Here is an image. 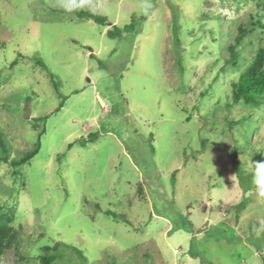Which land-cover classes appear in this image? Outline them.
<instances>
[{"label": "rangeland", "instance_id": "rangeland-1", "mask_svg": "<svg viewBox=\"0 0 264 264\" xmlns=\"http://www.w3.org/2000/svg\"><path fill=\"white\" fill-rule=\"evenodd\" d=\"M257 2L0 0V212L18 233L1 264L54 245L52 264H264V101L230 104L264 46Z\"/></svg>", "mask_w": 264, "mask_h": 264}, {"label": "trees", "instance_id": "trees-1", "mask_svg": "<svg viewBox=\"0 0 264 264\" xmlns=\"http://www.w3.org/2000/svg\"><path fill=\"white\" fill-rule=\"evenodd\" d=\"M258 5H262L264 9V0H258ZM80 18H91L96 22H103L101 17H94L91 13H83L80 12L78 14ZM254 23H257V26L264 28V24H262L259 20H256ZM247 30L241 28L239 35H237L234 39V45H229L227 50L232 58V65L234 66V62L238 59V52H236L235 45H239L244 36L247 34ZM2 44H0V48ZM92 57V55H89ZM37 64L43 69L47 70L46 66L38 61ZM49 77L53 81V75L49 74ZM54 87L57 89L56 84ZM231 105L244 104L255 105L257 106L259 101H264V46L259 47L251 61L246 65L243 72L239 75L236 81L231 83ZM228 105V108H231V105ZM93 136H89V141H92ZM39 149V145H36L31 151L25 153L18 160H10L9 164L12 168H19L24 164L28 163L31 158L35 156ZM0 150L3 157L0 158V162L5 164L8 163V150L4 146L2 142V138L0 135ZM231 162L234 166V171L236 170V162L237 159L234 154L230 155ZM14 174L16 172L14 171ZM107 215H111L109 212H106ZM115 217V216H114ZM12 219L10 213L0 212V264L1 257L4 255L7 249L11 248L17 243L18 233L13 229L11 225ZM58 245H54L52 248L44 247L43 255L40 257L41 264H52L55 262L56 258L50 254L51 250H56Z\"/></svg>", "mask_w": 264, "mask_h": 264}, {"label": "clouds", "instance_id": "clouds-1", "mask_svg": "<svg viewBox=\"0 0 264 264\" xmlns=\"http://www.w3.org/2000/svg\"><path fill=\"white\" fill-rule=\"evenodd\" d=\"M254 164V183L257 185L261 195H264V163Z\"/></svg>", "mask_w": 264, "mask_h": 264}]
</instances>
